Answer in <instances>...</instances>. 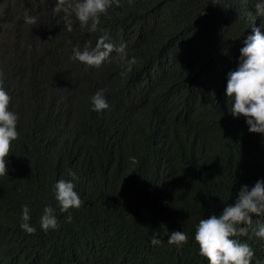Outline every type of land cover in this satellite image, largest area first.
Masks as SVG:
<instances>
[{
    "label": "trees",
    "instance_id": "1",
    "mask_svg": "<svg viewBox=\"0 0 264 264\" xmlns=\"http://www.w3.org/2000/svg\"><path fill=\"white\" fill-rule=\"evenodd\" d=\"M254 2L119 0L88 32L74 17L69 31L56 0H0L23 24L16 43L0 46L19 113L11 168L0 176V264H208L195 225L232 203L241 184L264 178V136L231 115L224 93L244 37L264 26ZM25 9L37 26L23 22ZM105 32L136 58L124 75L114 55L99 67L54 56L94 47ZM100 88L109 108L95 113L90 97ZM69 169L81 206L66 221L53 187L71 179ZM45 204L59 223L47 232ZM24 205L31 234L20 227ZM258 223L264 216L253 214L235 237L254 250L251 264H264ZM172 230L188 242L169 244ZM153 232L161 244L149 243Z\"/></svg>",
    "mask_w": 264,
    "mask_h": 264
},
{
    "label": "clouds",
    "instance_id": "2",
    "mask_svg": "<svg viewBox=\"0 0 264 264\" xmlns=\"http://www.w3.org/2000/svg\"><path fill=\"white\" fill-rule=\"evenodd\" d=\"M113 5H119V0H56L54 7L58 13H62L63 22L69 31L72 29L74 17L81 30L94 32L101 15L106 14ZM253 7L255 17H264V0H255ZM20 18L0 5V46L14 44L20 39L23 26ZM23 22L30 27L37 26L38 17L29 14L25 9ZM261 29L264 26L253 27L251 34L244 37L236 58V67L226 73L224 93L226 97H231V115L243 116L249 132L264 136V31ZM113 55L122 64L121 75L129 72L136 62L134 56H128L123 43L117 46L110 41L107 32L98 38L94 47H74L70 57H66L61 50L54 51V56L60 62L71 60L76 67L77 61L87 66L99 67ZM54 68L60 71L57 67ZM6 77L5 68L0 64V176L7 175L11 168L6 157L8 158L11 146L19 135V113L13 106L11 91L4 86L3 79ZM90 101L95 113L109 108L104 88L97 89L91 95ZM68 175L71 179H58L53 187L60 211L67 212L66 221L72 219L71 209L81 206L79 194L74 190L76 173L69 169ZM253 214L256 217L264 216V178H257L251 186L241 184L232 203H225L218 214L202 217L195 225L192 239L198 245L199 254L207 259L208 264H251L254 250L248 243L235 237L247 233L248 226L253 222ZM22 220L20 227L24 231L30 234L36 231V227L29 223L27 205L23 206ZM39 227L45 232L59 227L56 210L50 204L43 206ZM255 234L264 239V223H258ZM150 236V244H161L163 239L159 238V233L153 232ZM188 239V234L181 230L167 233V242L177 248L187 243Z\"/></svg>",
    "mask_w": 264,
    "mask_h": 264
}]
</instances>
